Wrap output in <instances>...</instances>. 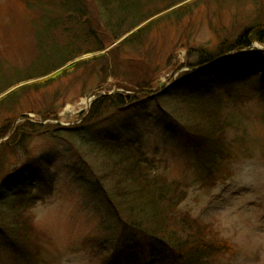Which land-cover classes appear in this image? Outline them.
<instances>
[{"label": "rangeland", "instance_id": "rangeland-1", "mask_svg": "<svg viewBox=\"0 0 264 264\" xmlns=\"http://www.w3.org/2000/svg\"><path fill=\"white\" fill-rule=\"evenodd\" d=\"M36 1L41 7L34 5ZM86 1L84 17L71 21L63 14L64 21L60 22L59 29L50 26V45L56 48L40 45L37 52L33 42L38 27L35 18L42 17L44 12L50 14L58 1L0 0V11H7V16L0 21V78L3 77L0 79V99L17 91L12 98L0 103V132L12 120L15 121L12 133L22 123L49 122L65 128L43 136L42 131L35 133L26 152L18 150L20 155L8 154L2 166L0 164L1 182L24 163L32 161L28 155L34 154L33 159H37L43 154L55 153L50 160L57 177L51 192H44L43 187L31 190L38 198L31 209L35 230L21 246L35 248L37 252L23 254L14 249L17 246L8 244L9 238L0 230V264L109 263L111 250L107 247L111 245L102 247L103 253L98 245L106 237L110 238L111 234L104 232L103 224L113 223L112 215L98 197H90L89 191L90 185L96 182L92 167L95 173H101L96 165H103L104 159L95 148L98 142L89 139L122 123L128 131L140 133L148 155L163 165L165 177L185 189L187 198L180 210L191 213L194 220L202 221L207 234L213 228L218 240L233 247L234 250H228L219 264H264L263 62L254 61L242 79L228 83L227 87L236 89V94L226 102H220V108H232L224 116L234 119L238 127L242 126L239 130H231L234 131L225 145L233 148L234 156L229 161L216 165L212 160H206L200 164L204 155L172 138L164 124L169 122L166 117L170 113L187 116L190 112L184 107L180 112L182 106L176 103L183 93L171 91L179 83L181 74L193 70L188 64L197 65L206 52L217 55L223 45H231L246 30L263 26L264 0H184L176 2L170 9L160 0H135L139 4V15L143 18L153 16L134 32L148 25L149 28L129 42L127 40L134 32L114 41L105 22L128 15L130 21L125 19V22L136 20L129 13V0H110L109 5L100 0ZM44 5L49 7L43 10ZM148 7L152 14L147 12ZM170 12L172 14L167 15ZM45 19L49 23L46 16ZM103 45V52L87 53ZM76 52L83 56L73 59L72 53ZM260 57L264 59V55L260 54ZM62 58L68 61L62 69L47 73L46 77L37 76L38 69L44 72L45 66H53ZM87 59L90 61L85 64ZM74 64H77L75 69L61 74ZM31 74L35 77L30 76L29 82L15 86L17 81L23 82L21 80ZM147 74L152 75V79ZM151 80L156 92L149 94L141 86ZM29 84V88L19 90ZM125 87L136 90L130 94H138L141 102L110 110L96 123L84 126L91 109L89 99L99 93L113 95L120 91L119 94H124L127 92ZM205 111L214 113L208 107ZM44 112L58 119L53 117L45 121ZM181 123L186 122L182 120ZM5 138L0 136V156ZM82 141L83 147L80 146ZM76 147L83 149L80 154L84 158L72 157ZM76 171L82 174L78 179L85 177L79 183L74 181ZM87 203L89 208L85 207ZM96 206L101 211L96 212ZM2 208L4 206L0 204V213ZM104 217L107 219L103 220ZM39 239L42 240L40 249L34 245Z\"/></svg>", "mask_w": 264, "mask_h": 264}, {"label": "trees", "instance_id": "trees-1", "mask_svg": "<svg viewBox=\"0 0 264 264\" xmlns=\"http://www.w3.org/2000/svg\"><path fill=\"white\" fill-rule=\"evenodd\" d=\"M57 1L58 5H53L54 9L50 14L44 12L42 17L35 18L38 25L33 38L36 49L40 45L56 48V46L50 45L52 40L49 39L50 34L48 32H50V26L54 30L61 27L60 22L64 21L63 14L71 21L78 20L80 16L84 17L86 15L84 13L87 7L86 0ZM100 1L105 5H109L110 2V0ZM154 1L159 2L158 0ZM160 1L161 4H167L166 8L170 9L176 2H183L184 0H170V4L168 0ZM129 2V13L134 15L132 17L136 20L129 22L128 15L117 21L112 19L105 21L106 28L110 30L114 41L134 32L139 26L150 21L153 16L148 15L143 18L142 15L138 14L140 13L138 10L139 4L135 0H129ZM34 5L38 8L41 7L39 1H36ZM48 7L44 5L43 10ZM149 8L147 12L152 14ZM157 8L155 9L158 10ZM158 12L156 11V13ZM171 12L167 15L172 14ZM6 16L7 11L1 10L0 21ZM45 16L49 23H47ZM125 19L129 21L125 22ZM148 26L132 33L127 42L142 34L149 28ZM256 42L264 45V25L246 30L231 45H223L221 52L217 55L206 52L201 55L203 59L197 61L199 62L197 65L189 63L188 67L193 68V70L191 73L181 74L178 80L179 83L177 82L178 84L171 90L183 93L179 96L180 100L176 102L179 106H182L180 112L183 107L190 110V112L187 116H185V113L181 115L177 112V116L173 115L176 113H170V116L166 117L169 122L164 123L165 130L172 138L180 140L204 155L205 159L199 162L200 164H204L206 160H212L217 165L229 161L234 156L231 152L233 148L225 147V145H227L228 139L234 131L231 130L233 128L239 130L242 126L238 127L234 119H227L224 116L232 108L230 107V110L226 108L228 111L220 108V102H226L236 94L237 90L229 89L227 84L242 79L246 75V69L250 65L252 66L254 61H262L263 65L261 67H264V59H261V53L258 51H254L252 54H240L221 61H217V59L227 53H242L244 50H250ZM103 47L104 45L97 50L87 51V53L103 52ZM72 55L73 59L83 56L81 52L72 53ZM93 59L91 58V60ZM88 61L90 60L84 61L85 64ZM67 62L62 58L59 62H55L56 64L53 66H45L47 70L44 72L42 69H38L37 76L42 77L45 75L44 77H46L47 73L51 74L52 71L62 69ZM76 66L77 64H74L66 68L61 74L75 69ZM199 67H204V69L197 70ZM254 67L257 68V66ZM262 71L264 75V69ZM147 75L152 79V75ZM30 76L35 77L34 74H31L26 79L21 80L23 82L17 81L15 86L29 82ZM153 84L154 82L151 80L150 83H144L141 87L151 94L156 92L153 90ZM30 86L31 84L23 86L19 90ZM124 90L127 91L124 94H106L95 100L88 114L87 123H84L87 125L84 126L93 124V122L96 123L102 116L108 115L110 110L127 108L132 106L131 104L141 102V97L139 98L138 94H130L131 91L135 92L136 90L126 87ZM15 92H11L0 99V103L12 98ZM207 107L212 109L214 113L211 114V111L206 113L205 108ZM48 116L51 115H45L44 112L45 121L53 117L54 120L58 119L57 116ZM182 120H185L186 123H181ZM14 122L12 120L2 127L1 138H5L10 133ZM47 124L22 123L12 137L2 144L1 166L8 154H19L18 150L26 152L30 138L35 133L42 131L41 136H43L53 130L61 131L65 129L59 125ZM122 124L104 134L98 132L93 139L87 137L91 141L98 142V147L95 148L97 153L104 159L103 165H96L101 173H95L96 171L94 172L92 167V172L97 177L96 182L90 185V197L92 198L93 195L96 198L98 197L100 203H104L112 215L113 223L108 224L107 221L103 224L104 232L107 231L111 234V239L107 241L111 244L112 249L108 264H219L223 260V255L228 253V250H234L233 247L226 241L218 240L213 228L210 227V234H207L203 229L205 224L202 221L194 220L191 213H183L180 210L183 201L187 198L185 189L179 183L169 181L165 177L164 170L161 169L163 165L148 155L140 133L128 131V127L126 129ZM81 143L80 146H85L84 141ZM81 150L83 151L81 147H76L75 154L73 153L72 157L84 158V155L80 154L82 153ZM28 156L27 158H32V161H28V164L24 163L23 167L14 170L0 182V204L4 206L0 213V218L3 220V223L0 220V230L3 232L2 235L9 238L10 243L8 244L16 245L17 248L14 249L21 250L23 254H27L26 251L37 252L35 248L21 246V244L24 245L22 243L24 240L30 239L29 236L32 230H35L31 218V209L38 198L34 197L31 190L43 187V191L47 193L55 187L57 182L55 169L50 160V156L52 158L56 156L55 153H51L50 156L43 154L37 159H33L35 158L34 154ZM79 162L81 161L77 163ZM76 172V174L74 173V181L79 183L85 177L78 179L82 174ZM86 175H88L87 171ZM106 183H109V186ZM98 206L95 208L96 212L101 211ZM85 207L89 208L88 203ZM104 219L107 218L104 217ZM111 224L114 227L111 228ZM17 236L19 238H16ZM39 240L34 241V245L40 249L42 240ZM102 247H106L105 242ZM103 252H105L104 249L101 253Z\"/></svg>", "mask_w": 264, "mask_h": 264}]
</instances>
